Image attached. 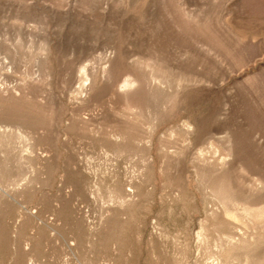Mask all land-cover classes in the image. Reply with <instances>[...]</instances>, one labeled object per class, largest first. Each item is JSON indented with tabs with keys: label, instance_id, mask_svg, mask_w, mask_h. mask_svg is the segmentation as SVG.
Instances as JSON below:
<instances>
[{
	"label": "rangeland",
	"instance_id": "rangeland-1",
	"mask_svg": "<svg viewBox=\"0 0 264 264\" xmlns=\"http://www.w3.org/2000/svg\"><path fill=\"white\" fill-rule=\"evenodd\" d=\"M0 264H264V0H0Z\"/></svg>",
	"mask_w": 264,
	"mask_h": 264
}]
</instances>
